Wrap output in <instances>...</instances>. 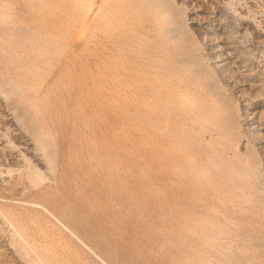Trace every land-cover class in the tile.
Segmentation results:
<instances>
[{
	"label": "rangeland",
	"instance_id": "obj_1",
	"mask_svg": "<svg viewBox=\"0 0 264 264\" xmlns=\"http://www.w3.org/2000/svg\"><path fill=\"white\" fill-rule=\"evenodd\" d=\"M0 264H264V0H0Z\"/></svg>",
	"mask_w": 264,
	"mask_h": 264
},
{
	"label": "bare ground",
	"instance_id": "obj_2",
	"mask_svg": "<svg viewBox=\"0 0 264 264\" xmlns=\"http://www.w3.org/2000/svg\"><path fill=\"white\" fill-rule=\"evenodd\" d=\"M68 229V228H67ZM71 232V231H70ZM73 233V232H72ZM74 235V234H73ZM76 238V237H75ZM79 239V238H78ZM81 242V241H80Z\"/></svg>",
	"mask_w": 264,
	"mask_h": 264
}]
</instances>
